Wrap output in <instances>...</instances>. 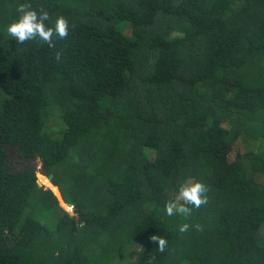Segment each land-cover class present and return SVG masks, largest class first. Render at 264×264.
<instances>
[{
  "label": "trees",
  "instance_id": "1",
  "mask_svg": "<svg viewBox=\"0 0 264 264\" xmlns=\"http://www.w3.org/2000/svg\"><path fill=\"white\" fill-rule=\"evenodd\" d=\"M23 3L68 38L18 44ZM261 150L264 0H0V264H264ZM192 179L209 202L168 216Z\"/></svg>",
  "mask_w": 264,
  "mask_h": 264
},
{
  "label": "clouds",
  "instance_id": "2",
  "mask_svg": "<svg viewBox=\"0 0 264 264\" xmlns=\"http://www.w3.org/2000/svg\"><path fill=\"white\" fill-rule=\"evenodd\" d=\"M17 12V18L7 25L6 30L18 44L23 45L28 41H35L47 44L49 48H55L57 40H66L69 36L71 26L69 20L63 15H58L49 24L51 17L43 6L34 8L29 3H23L17 6ZM62 56L63 50H57L54 53L57 62L61 61ZM209 191V187L203 181L185 180L179 183L165 202L164 211L170 217L178 215L187 220L192 216L194 208L199 209L209 202ZM191 227L202 230V226L199 224ZM189 228L188 223H182L179 226V232L185 233ZM150 240L157 244L160 252H163L168 244L167 239L159 235L151 236Z\"/></svg>",
  "mask_w": 264,
  "mask_h": 264
},
{
  "label": "rangeland",
  "instance_id": "3",
  "mask_svg": "<svg viewBox=\"0 0 264 264\" xmlns=\"http://www.w3.org/2000/svg\"><path fill=\"white\" fill-rule=\"evenodd\" d=\"M112 90H114V88H116V85L111 86ZM250 143L248 141H245L244 143L241 141H238L237 143H235L234 145L231 146H224L223 150L221 151V153L226 156L227 158L231 159L235 156V154L245 151L247 149V147H250ZM261 154L264 155V151L261 150ZM42 162L40 159H36V160H32V161H28V160H20V159H16L14 158V165L15 167L19 168V169H25L28 167H31L36 171H38L39 169H41L42 167ZM47 175H50L49 172L47 173ZM60 192V190H59ZM56 194V193H55ZM58 197V196H57ZM60 197H62L61 192H60ZM59 200V197H58ZM64 201V199H63ZM65 202V201H64ZM66 211L70 212L71 214H74V209L71 207H65L62 206ZM142 248H139L137 250L133 249V251H128V258L130 260V262L135 263L138 258L139 255L141 254Z\"/></svg>",
  "mask_w": 264,
  "mask_h": 264
},
{
  "label": "water",
  "instance_id": "4",
  "mask_svg": "<svg viewBox=\"0 0 264 264\" xmlns=\"http://www.w3.org/2000/svg\"><path fill=\"white\" fill-rule=\"evenodd\" d=\"M42 167L44 168V171H45V173H46V175H47V173H48V170H47V168H46V166L44 165V164H42ZM48 176V178H49V180L50 181H52V179H53V174H50V175H47ZM57 196V195H56ZM59 197V196H58ZM59 202H60V204H61V206H67V207H71V208H73V205H71V204H66L64 201H63V198H61V197H59Z\"/></svg>",
  "mask_w": 264,
  "mask_h": 264
},
{
  "label": "bare ground",
  "instance_id": "5",
  "mask_svg": "<svg viewBox=\"0 0 264 264\" xmlns=\"http://www.w3.org/2000/svg\"><path fill=\"white\" fill-rule=\"evenodd\" d=\"M53 189H54L56 195L60 197V192H59V190H58L57 188H54V187H53Z\"/></svg>",
  "mask_w": 264,
  "mask_h": 264
}]
</instances>
